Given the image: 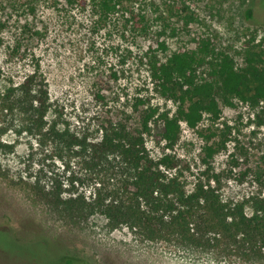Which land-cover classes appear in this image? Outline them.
I'll use <instances>...</instances> for the list:
<instances>
[{
    "label": "rangeland",
    "instance_id": "1",
    "mask_svg": "<svg viewBox=\"0 0 264 264\" xmlns=\"http://www.w3.org/2000/svg\"><path fill=\"white\" fill-rule=\"evenodd\" d=\"M5 1L0 96L34 75L35 83L47 85L49 110L44 125L29 130L26 114L9 111L0 100V264H59L58 247L84 264H264L258 234L222 229L214 212L203 208L189 226L197 240L191 243L159 226L162 234L149 235L131 221L113 222L97 204H130L133 173L116 154L94 147L109 120L123 123L133 115L138 97L175 111L152 90L145 51L156 39L172 51L209 36L215 51L240 55L257 44L264 56V0H122L119 11L106 16L100 0H20L30 4L16 9ZM189 14L194 22L186 25ZM234 102L221 104L216 122L205 117L195 129L182 123L171 151L154 125L145 141L154 160L168 152L178 158L176 169L163 170L167 181L177 178L186 193L199 182L210 185L225 207L243 205L251 216L254 200H264V126L258 122L264 106ZM207 144L218 151L205 163ZM230 215L229 226L237 220ZM9 230L33 231L36 238Z\"/></svg>",
    "mask_w": 264,
    "mask_h": 264
},
{
    "label": "trees",
    "instance_id": "2",
    "mask_svg": "<svg viewBox=\"0 0 264 264\" xmlns=\"http://www.w3.org/2000/svg\"><path fill=\"white\" fill-rule=\"evenodd\" d=\"M99 3L101 13L106 16L118 12L122 0H100ZM4 4L3 6L16 9L26 7L30 2L6 0ZM29 8L33 10L34 7L30 5ZM246 16L251 18L250 9H247ZM184 19L186 25L194 22V17L190 14ZM163 34L161 31L157 35L160 37ZM258 47L257 44H249L240 55L237 52L234 55L225 51L218 52L209 36H197L192 41L182 42L172 51L163 39H156L149 45L145 51V62L152 90L157 96L172 101L176 109L174 112L161 109L150 98L138 97L132 104L133 115L129 114L123 123L113 124V120H109L110 128H105L100 142L94 145L103 155L116 154L133 173L130 181L134 191L127 199L130 204L123 207L124 200L119 204L111 201L97 204L113 218V222L121 219L131 221L149 235L162 234L160 228H164L167 234L179 235L191 243L197 240L190 233L189 226L195 213L203 208L214 212L220 221L217 225L222 229H239L246 234L251 231L258 234L262 241L260 249L264 250V200H254L257 207L251 216H246L243 205L225 207L215 192L216 189L210 185L199 182L192 192L186 193L177 178L167 181L163 171L176 169L179 165L178 158L168 152L154 160L148 153L145 141V135L151 132V126L154 125L159 129L158 135L164 148L171 151L180 139L182 123L195 129L205 117L216 122L221 118V104L234 107V101L238 100L251 107L260 104L264 106V56L256 50ZM236 57L241 58L240 65ZM35 78L34 75L28 76L18 86L8 87L0 96L6 109L11 112L20 109L26 114L29 130L41 128L49 110L47 85L42 80L35 83ZM98 98L104 100L105 94L98 95ZM258 122L260 126H264V119L260 118ZM227 140L225 134L220 144L221 149L226 146ZM203 150L205 163L218 151L208 144ZM215 180L218 181V178ZM169 195H173L175 200L167 199ZM142 205L150 208V211L142 209ZM167 211L170 216L164 220L165 217L159 213ZM230 213L237 220L232 221L233 225L229 226V223H224ZM9 232L17 235L24 232L23 237L36 238L35 232L31 233L29 230ZM58 248L59 264H84L82 260L75 259Z\"/></svg>",
    "mask_w": 264,
    "mask_h": 264
},
{
    "label": "built area",
    "instance_id": "3",
    "mask_svg": "<svg viewBox=\"0 0 264 264\" xmlns=\"http://www.w3.org/2000/svg\"><path fill=\"white\" fill-rule=\"evenodd\" d=\"M185 124V123H184Z\"/></svg>",
    "mask_w": 264,
    "mask_h": 264
}]
</instances>
